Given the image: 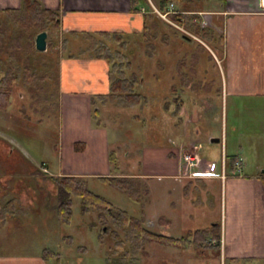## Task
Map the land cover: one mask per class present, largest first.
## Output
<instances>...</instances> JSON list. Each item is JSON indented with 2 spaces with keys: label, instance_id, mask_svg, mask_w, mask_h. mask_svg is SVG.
I'll list each match as a JSON object with an SVG mask.
<instances>
[{
  "label": "rangeland",
  "instance_id": "obj_1",
  "mask_svg": "<svg viewBox=\"0 0 264 264\" xmlns=\"http://www.w3.org/2000/svg\"><path fill=\"white\" fill-rule=\"evenodd\" d=\"M136 1L143 6L139 9L141 12L152 8L146 0ZM151 1L155 5L159 3V0ZM174 4L179 10L183 5V3ZM192 7L195 11L186 12L205 14L196 17L199 21L205 17L207 21L205 26L198 22L201 27H212L213 23L215 26L218 25L214 17L216 15L212 12L223 8L221 0H203L201 4ZM0 14L7 15L4 11ZM175 28L183 32L178 27ZM183 29L188 32L183 34L191 38L187 40L189 45L180 44L178 39L171 38V43L160 50L167 63L164 77L160 75V81L165 86L162 94L156 84V76L153 75L154 69L159 70V66L150 61L146 73H142L145 82L141 85V92L147 97H143V100H139L134 106L121 105L115 100H108L104 106L99 107L98 122L104 123L101 127L106 129L108 134V148L110 151L114 150L116 155V163L110 164L109 174L141 175L143 181L140 183L142 187H151L150 195L146 191L141 193L140 204L129 199L115 187L91 177L97 176L91 173L87 175L90 176L87 186L105 198L113 207L126 210L133 215L137 211L138 216L142 215L145 220L144 225L150 231L163 236L183 238L178 244H163L160 240L148 241L144 251L138 253L135 258L121 261L118 259L121 264H264L263 261L222 259L218 247L214 245L216 242L212 241L211 245L206 243L207 239L210 240V233H202V236L198 237L199 229L220 224L223 214L221 189L219 186H205L189 181L188 176L206 175L201 173L202 170L179 168L175 175L182 179L175 180L174 171L164 165L163 150L159 147L170 145L168 137L177 142L176 148L179 146L181 141L176 135L183 132L180 128L181 121L186 118L192 105V103L186 105L179 122L175 116H171L177 112L176 105L173 101L165 103L166 96L174 99L178 93L182 94L184 88L187 97H192L194 94L191 95L190 88L191 91L194 90L192 89L194 86L195 89H201L202 80L212 79L210 93H205L214 95V98L211 104V99L209 105L206 104L210 107L207 111L209 116L200 129L207 134L202 133L205 140L200 144L198 152L205 155L203 157L207 156L208 160L216 162L217 172L220 171V175L227 173L223 164L225 158L228 162L238 153L243 159V173L260 174L264 169V147L263 145L259 147L264 140V131L260 135L250 132V126L256 125L253 116L258 111L246 110L244 108L246 99L242 97L233 98L225 94L222 98L217 92L212 93L213 89L222 85L224 61L208 43L195 36L189 29L184 27ZM214 29L219 34L223 33L221 27ZM45 31L47 40H54V45L60 49L62 36L68 31L62 22L58 30ZM8 33L10 34L9 31ZM32 33L34 34L35 31L33 30ZM197 41L205 49H197ZM179 57L184 59L180 69L188 76L185 86L181 82L185 75H178ZM212 63L217 64L215 68ZM151 88L154 98L159 100L155 105L147 95V91ZM29 103L26 90L18 84L13 89L8 108L0 110V202L4 204L7 200H12L10 213L0 215V255L40 253L43 256V250L47 249L51 251L49 253L51 255L46 256L48 264H111V261L117 259L110 256L105 246L106 243L109 245L110 241L106 240L104 245L101 244L98 239L101 228L90 227V222L96 217L95 213L82 215L80 199L78 196H73L71 213L67 220L62 219L48 208L55 203L53 197L47 196L51 184L47 180L35 179L30 172H27V166L35 164L39 169L46 167L50 175L57 174L58 153L61 154L62 147L69 143L62 137L56 140L60 108L55 107L52 116H42L35 113ZM169 104L173 106L167 111ZM262 121L264 122V118ZM46 130L48 133L45 132ZM210 132L214 137L220 139L222 137L226 145L222 146L220 141L208 143L207 137ZM51 143L56 144L53 150L50 149ZM185 159L182 158L183 163L188 160L186 156ZM82 160L83 158H79L75 161L80 163ZM61 174L68 173L61 172ZM149 175L160 177L150 178ZM199 188L201 189L198 190ZM161 215H164L162 223L159 219ZM108 257L112 260L109 261Z\"/></svg>",
  "mask_w": 264,
  "mask_h": 264
},
{
  "label": "crops",
  "instance_id": "obj_2",
  "mask_svg": "<svg viewBox=\"0 0 264 264\" xmlns=\"http://www.w3.org/2000/svg\"><path fill=\"white\" fill-rule=\"evenodd\" d=\"M41 1L47 8L60 10L61 22L66 30L134 31L138 30L141 25L140 13H133L130 10V0ZM146 1L151 6H157L151 0ZM262 1L221 0L223 8L212 12L216 15L214 17L218 21L217 26L223 30L221 34L223 36L224 71L220 95L222 98L225 94L233 98L242 97L246 99L244 104L246 110L258 111L253 116L256 125L250 126V132L259 135L264 131L262 121L264 118V4ZM139 3L134 0L135 8L143 7ZM20 6L21 0H0V10L15 9ZM213 24V28H219L215 26V23ZM57 76L58 104L56 109H60L58 111L59 128L57 129L59 131L56 140L63 138L69 143L62 147L61 154L58 153L59 170L55 175H60L61 172L76 175L109 174L108 134L103 127L93 125L92 118V110L98 108L93 106V97L97 94H106L109 90L107 63L102 59L62 58L58 63ZM192 89L194 90L191 91V88L189 90L191 95L194 94L192 97H187V91L182 92L177 110L178 115L171 114L180 122L186 105L192 103L186 118L181 121L180 128L183 132L176 135L181 141L179 148H176L177 142L170 140L169 137L170 145L159 147L163 150L164 165L174 171L175 180L182 179L175 175L179 168L202 170L201 173L206 175L188 176L189 181L205 186H219L221 189L223 214L218 228L220 231L219 251L222 259L264 262V183L260 176L262 172L245 174L242 171L237 174L232 170L220 175V171L217 172L216 162L208 160L207 156L203 157L205 155L198 152L200 144L205 140L202 134L204 131H201L200 126L206 123V118L209 116L207 111L210 107L206 104L209 105V99L212 100L214 95H208L210 91H205L202 86L201 89ZM214 92L213 89L212 93ZM167 100L171 102L173 99L167 97ZM212 102L213 100L210 104ZM172 106L169 104L167 111H170ZM207 138L208 143L220 141L222 146L226 145L222 137L221 139L214 137L212 132ZM75 141L85 143L83 151L74 149ZM55 145V143L52 144L50 149L56 148ZM262 145L264 147V140L259 147ZM190 153L197 154L199 158L198 165L192 166L193 168L188 166V160L186 163L182 160V158L186 160L185 156ZM239 155L238 153L233 156L237 158ZM79 158H83L80 163L75 161ZM27 169V172L32 173L39 167L30 164ZM40 170L51 174L44 166ZM149 177L160 176L149 175ZM150 188H148L149 195ZM0 264L48 263L40 253H37L0 255Z\"/></svg>",
  "mask_w": 264,
  "mask_h": 264
},
{
  "label": "trees",
  "instance_id": "obj_3",
  "mask_svg": "<svg viewBox=\"0 0 264 264\" xmlns=\"http://www.w3.org/2000/svg\"><path fill=\"white\" fill-rule=\"evenodd\" d=\"M170 2L177 5L183 3L180 10L195 11L192 6L201 4L203 0H159L157 6L164 11ZM133 3L134 0H130L131 12L140 13L141 17V25L138 30H68L62 36L60 49L54 45V40L48 39L47 50L43 52L35 49V36L44 30L55 31L59 29L61 16L58 9L45 7L41 0H21L19 8L0 10V13L4 11L7 15L10 14V16L0 14L3 16L0 17V110L8 108L13 89L20 84L26 90L30 99L29 105L34 112L42 116H52L58 104L57 71L58 63L62 58L102 59L107 63L109 90L106 94L95 95L92 101L93 106L98 107V109L92 110L93 125L96 127L104 125V123H99L97 118L99 117V107L104 106L108 100H115L121 105L134 106L139 100H143V97H147L142 94L141 85L145 82L143 74L146 73L150 61L159 66V70L154 69L153 75L156 76L155 81L161 89L160 94H162L165 91V86L160 81V75L164 77L167 63L164 56L161 55V48L170 44L171 38L178 39L180 44L189 45V42L188 39L184 38L183 32L162 20L151 8L141 12L135 8ZM170 16L179 25L189 29L195 36L208 43L213 50L215 49L217 56L222 58V34H219L213 27H201L198 22H193L195 17L199 18L198 14L185 13L171 14ZM33 30L35 31L34 34L32 33ZM197 43V49L204 48L200 42L197 41ZM177 63L178 75H185L183 79L185 82L181 81L185 86L188 76L186 72L184 73L180 69L184 59L179 57ZM212 65L214 67L217 64L212 63ZM204 81H201L202 88L205 91H210L213 80ZM173 90L175 89L173 88ZM214 90L219 95L221 94L220 85ZM184 91L186 90L183 88L182 92L184 93ZM147 92V95L151 97L152 104L155 105L159 100L154 98L152 88ZM176 96L171 100L178 110L182 94L178 93ZM165 100V103H170L167 96ZM73 145L76 151H83L85 148L83 141H76ZM108 161L115 165L114 150H109ZM234 161V157L228 162L225 158L224 168L226 172L234 170ZM31 174L35 179L47 180L51 184L52 187H50L47 196L48 198L53 197L55 203L48 208L51 212H56L62 219L67 220L71 213L73 196H78L80 199L82 215L95 213L96 217L90 222V227L99 226L101 228L98 233L101 244L104 245L110 241L109 245L106 243L105 246L108 248L110 256L117 259L113 262L108 257L107 259L111 261V264H121V260L135 258L138 253L144 251L148 241L160 240L163 244H178L183 239L163 236L150 231L145 227V220L142 215L138 216L137 211L133 215L126 210L110 205L105 198L88 188L87 180L90 176L50 175L40 169L33 170ZM260 176L264 183V174L261 173ZM91 177L98 178L115 187L129 199L140 204L141 193L146 191L148 194V186L147 188L142 187L140 183L143 181L141 175L127 176L115 173V175ZM11 205L12 200H7L4 204L0 202V215L9 212ZM159 219L162 223L164 216L161 215ZM218 226L219 224L216 223L214 226L199 229L197 232L199 233L198 237H201L202 233H210V240L207 239L206 243L211 245L212 241H215L214 245L219 249L220 231ZM201 244L204 245L205 243ZM49 253L51 251L44 249L43 259L46 260V256L51 255Z\"/></svg>",
  "mask_w": 264,
  "mask_h": 264
},
{
  "label": "built area",
  "instance_id": "obj_4",
  "mask_svg": "<svg viewBox=\"0 0 264 264\" xmlns=\"http://www.w3.org/2000/svg\"><path fill=\"white\" fill-rule=\"evenodd\" d=\"M262 3L264 4V0L262 1ZM152 11L160 18H162L163 20H165L166 22H168L169 24L173 25L174 27H178L179 29H181L184 33H188L186 32L182 26H179V24H177L176 21H174V19L171 18V14H185L188 13L186 11L183 10H179L176 8L174 2H170L167 7L166 10H161L160 8L156 7V6H152ZM198 15H202L204 16V13L201 12H195ZM193 22H199L202 26H205V24L207 23V21L205 20V17H203V20H198L196 17L193 19ZM186 158L188 159V166L192 167V166H196L199 163V159L197 155H188L186 156ZM224 164V161H223ZM242 166H243V159L241 156H238L237 158H235L234 161V173L240 174L242 172Z\"/></svg>",
  "mask_w": 264,
  "mask_h": 264
},
{
  "label": "water",
  "instance_id": "obj_5",
  "mask_svg": "<svg viewBox=\"0 0 264 264\" xmlns=\"http://www.w3.org/2000/svg\"><path fill=\"white\" fill-rule=\"evenodd\" d=\"M184 38L190 40L191 38L187 35H184ZM47 32L41 31L35 36L34 44H35V49L43 52L46 51L47 49ZM264 174V169L261 171Z\"/></svg>",
  "mask_w": 264,
  "mask_h": 264
}]
</instances>
